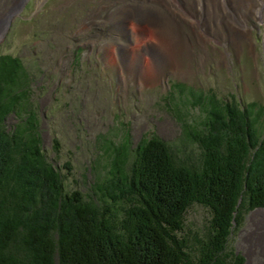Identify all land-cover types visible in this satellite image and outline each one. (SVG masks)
Listing matches in <instances>:
<instances>
[{
    "label": "rangeland",
    "instance_id": "374dc122",
    "mask_svg": "<svg viewBox=\"0 0 264 264\" xmlns=\"http://www.w3.org/2000/svg\"><path fill=\"white\" fill-rule=\"evenodd\" d=\"M127 4L155 8L167 26L160 31L133 21L118 31L112 13ZM221 12L216 10L212 25L193 26L194 15L176 0H0V55L19 58L35 80L31 97L42 149L60 170L67 192L98 200L91 186L105 176L110 156L125 140L134 148L156 136L192 155L194 146L182 129L204 116L192 90L243 107L256 104L264 114V7L248 16ZM225 20L246 34L238 47ZM150 42L160 58L151 61V52H145L139 70L131 69L117 50ZM175 84L185 93L173 90ZM13 123L9 118L7 124ZM259 128L264 131V117ZM66 163L70 170L64 169ZM208 220L201 205L186 211L182 236L191 248ZM229 251L242 264H264V209L244 217Z\"/></svg>",
    "mask_w": 264,
    "mask_h": 264
},
{
    "label": "trees",
    "instance_id": "16d2710c",
    "mask_svg": "<svg viewBox=\"0 0 264 264\" xmlns=\"http://www.w3.org/2000/svg\"><path fill=\"white\" fill-rule=\"evenodd\" d=\"M34 82L19 58L0 55V264H242L229 241L249 212L264 209L263 107L192 90L204 116L182 130L194 153L156 136L134 148L125 140L91 186L95 200L67 192L46 159ZM193 204L209 220L191 248L182 231Z\"/></svg>",
    "mask_w": 264,
    "mask_h": 264
},
{
    "label": "bare ground",
    "instance_id": "6f19581e",
    "mask_svg": "<svg viewBox=\"0 0 264 264\" xmlns=\"http://www.w3.org/2000/svg\"><path fill=\"white\" fill-rule=\"evenodd\" d=\"M176 4L183 10L188 11L194 16L192 19L193 26L212 25L215 21L216 10L220 9L221 13L227 14L233 12L235 14L253 15L256 7L262 4L264 0H176ZM111 20L114 27L118 31L125 30L128 24L133 21H140L143 27L152 28L162 31L167 26V20L155 9L151 7H134L130 4L115 9L112 13ZM217 17V16H216ZM228 20L223 21L224 25ZM196 28V27H194ZM226 29L230 34L231 41L238 47V41L245 37V33L240 28L232 24H226ZM154 30V31H155ZM131 34L129 29L126 32ZM144 46V45H143ZM146 48L151 49L146 51ZM117 50L131 69H142V58L145 52H151V61L156 62L160 58V52L154 43L145 44V47H138L131 50L128 46H118Z\"/></svg>",
    "mask_w": 264,
    "mask_h": 264
}]
</instances>
